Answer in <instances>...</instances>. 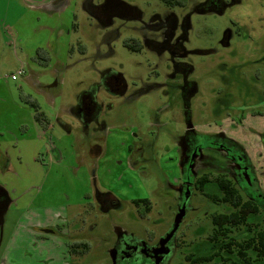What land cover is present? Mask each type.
Segmentation results:
<instances>
[{"label":"rangeland","instance_id":"1","mask_svg":"<svg viewBox=\"0 0 264 264\" xmlns=\"http://www.w3.org/2000/svg\"><path fill=\"white\" fill-rule=\"evenodd\" d=\"M53 1L0 0V152L11 163L10 172L0 174V184L15 199L5 215L1 251L7 254L4 264H111L105 250L116 226L143 240L153 231L155 242L171 227L175 195L164 191L163 175L177 173V140L187 134L186 120L197 137L223 134L258 168L264 167V77L255 76L264 66L258 52L264 47V0H212L210 5L187 0L185 7L173 9L159 0H124L142 19L117 17L110 25L86 9L87 2L97 7L104 0ZM170 12H194L186 46L209 52L184 57L193 93L180 86L179 77L171 79L174 68L168 54L148 49L138 53L124 46L128 39L144 43L146 37L155 38L145 24ZM227 33L228 46L223 47ZM21 69L25 74L19 77ZM109 71L123 75L128 91L125 97L110 98L98 90L104 104L100 122L107 132L103 155L93 165L87 153L93 133L85 136L74 111L81 93L96 87ZM140 140L145 158L153 160L132 170L127 145ZM204 154L210 161L220 158L212 148ZM95 167L96 186L112 193L118 206L88 204ZM25 189L30 192L24 194ZM205 190L220 194L214 183ZM21 194L35 199L28 210L20 209L27 198ZM194 194L169 264H183L190 254L208 256L219 248L208 241L214 230L210 215L231 208ZM149 196L153 209L142 219L144 208L132 201ZM38 222L68 224L71 240L87 242L88 253L69 255L54 236L50 241L39 234L27 238V227L34 232ZM247 223L264 229V212L250 215ZM248 234L241 230L239 239Z\"/></svg>","mask_w":264,"mask_h":264},{"label":"flooded vegetation","instance_id":"2","mask_svg":"<svg viewBox=\"0 0 264 264\" xmlns=\"http://www.w3.org/2000/svg\"><path fill=\"white\" fill-rule=\"evenodd\" d=\"M64 1L65 0H54V2L57 4H63ZM159 1L167 8L171 7V9L177 6L185 7V4L187 5L188 3L187 0ZM209 1L212 0H200V2H197L196 4L210 5L211 3ZM44 6L46 7V5ZM86 9L89 13L95 15L103 25H110L112 23V18L117 17L126 19L130 22L140 21L142 19L140 11L133 6H130L124 0H104L103 4L97 7H94L92 1H89L86 4ZM193 13L194 12H191L189 15H185L184 13L178 14L170 12L163 18L159 17L158 15L154 16L150 19L149 24H147L149 21L145 24V27L150 32L156 34L155 38L150 39L146 37L144 43H142L139 38L126 40L135 47V51L131 50L133 52L139 53L143 49H148L150 51L159 53L160 55L168 54V62L174 68V74L172 75L171 79H175L176 76L179 77L181 82L180 86H183V89H186L187 87L189 93L195 92L196 88H193L194 86L191 89L189 88V71L184 67V65L187 66L184 62V57L188 53H203L200 50L188 49L186 46L188 41V32L191 29L190 21ZM139 34L141 33L139 32ZM229 35L230 33H227L226 37L224 38L223 47L228 46ZM125 42L124 46L126 47ZM263 48L264 47L262 45L258 52L262 53V58L259 59V61L264 64ZM214 52V50L210 51V53ZM207 53L209 52H204L203 54ZM155 74L158 76V73L155 72ZM255 76L258 79L264 77V66L263 69L258 68ZM101 89L105 91V93L110 98L125 97L128 91L127 83L123 75L109 71L104 74L96 87H91L90 89L81 93L77 104V110L74 111V115L82 122V129L85 136H89L91 132L93 133L92 138L94 137V142H89L87 145V153L93 165L103 155V144L107 132V126L105 124L102 125L100 122V116L104 104L99 101L97 93L98 90L100 91ZM106 107L107 109H111L110 104H108ZM186 126L187 134L178 138L177 140V149L179 154L177 173H173L172 176L166 175V173L163 175L164 191L175 195L174 204L177 211L171 223V227L164 235L161 236L159 241L155 242L157 239V234L153 231H148L147 240H143L137 238L129 231L116 226L113 231V239L111 243H109L110 245L107 250H105L111 264H169L172 257L171 255L177 246L174 243V239L186 216L187 209L190 205L191 199L195 195V192L201 193L204 199L212 204L217 206L228 205L231 208L230 212L218 211L212 213L210 215L211 223L214 218H217L221 215H229L233 212L246 210L248 208V203H252L253 205L257 206L259 210L258 213L261 211L264 212V167L261 166L258 168V166L247 154L237 148L234 144L226 141L223 134H220L215 138H212V136H215L212 135L207 137L205 136L203 137L204 139H201L193 132V126L189 120H186ZM203 142H206L207 144L204 145ZM144 146L145 145L143 144L142 140L137 141V143L127 145V152L130 157L129 167H131L129 169L134 170L135 167L141 166L143 162L153 160V158H145L146 151ZM205 148L214 149L219 153L218 155L220 158H215V160L210 161L205 157ZM203 159H207L209 162L202 163L201 160ZM0 162V171H2L0 174L9 173L11 170V163L9 157L4 152H0ZM257 162L260 163V161ZM4 163L6 164V167L3 169ZM198 170L200 171L198 172ZM96 171L97 167L91 170L94 190L91 196H87L88 204L94 205L95 203H104L113 206V208L118 206L119 200L112 193H104L96 186ZM209 183H214L217 185L220 192L219 195L206 192L205 187ZM219 183H226L227 186L223 185L224 187L221 189L219 187ZM29 192V190H24V194H28ZM230 192L235 194V202L240 203L237 208H234L229 203H224L226 198L231 200ZM24 194L18 196H27L24 202H20L22 204L20 209L28 210L32 202L34 203L35 199H33V195L30 196ZM152 199L153 197L149 196L141 199H134L132 201V204L135 207L139 208L142 206L144 208V212H139L140 218H148V215L153 209ZM12 202H15V199L12 197V193L7 191L6 188L0 184V264L7 262L6 251H1L2 246L4 245L2 232H4L3 229L5 215L9 211ZM98 209H101V207H98ZM181 212H183L184 215L181 219L178 229L170 238L168 243L163 247L161 242L171 234L175 226L176 218ZM244 225L247 227L250 226L252 230H264L261 229L259 225L253 226L248 224L247 221ZM67 226L68 224H64L63 226L62 224L50 222L46 224L38 222L34 225V232L30 231L29 227H27L25 234L27 238H36L37 234H39L43 237V241H50L52 236H54L64 243L69 255H83L88 253L89 244L83 241L71 240L70 233L67 231ZM245 226H241V229L236 231L234 235L236 238H239V232L241 230H244L245 235L249 233L248 228ZM97 239L105 241L101 238ZM208 241L210 243L217 244L219 247L218 250L214 252L220 254V257L216 259H221L222 257H235L232 255L235 253L223 252L221 250L220 243L210 240L209 237ZM188 256L195 257L193 254L185 256L183 264H186V258ZM243 262L242 264H245Z\"/></svg>","mask_w":264,"mask_h":264},{"label":"trees","instance_id":"3","mask_svg":"<svg viewBox=\"0 0 264 264\" xmlns=\"http://www.w3.org/2000/svg\"><path fill=\"white\" fill-rule=\"evenodd\" d=\"M125 45L130 50H136L128 41L125 42ZM37 118L39 119L38 116ZM219 184L221 189H223V185L227 186L226 183ZM230 195L231 200L226 198L224 203H229L234 208H237L240 203L235 202L234 193ZM258 211L257 206L248 203L246 210L233 212L229 215H221L212 220L214 230L209 239L220 243L223 252L235 253L236 255L232 254L235 257L216 259L220 257L219 253L204 257L188 256L186 264H242L243 261L245 264H264V230H252L250 226H246L250 233L247 238L239 240V238L234 236L236 231L241 229V226H245L244 224H246L248 217L258 213Z\"/></svg>","mask_w":264,"mask_h":264},{"label":"water","instance_id":"4","mask_svg":"<svg viewBox=\"0 0 264 264\" xmlns=\"http://www.w3.org/2000/svg\"><path fill=\"white\" fill-rule=\"evenodd\" d=\"M183 215H184V213L181 212L180 215H178V217L176 218L175 226H174L173 231L171 232V234H170L165 240H163V241L161 242V245H162L163 247L168 243V241L170 240V238L173 236V234H174V233L176 232V230L178 229V226H179V224H180V222H181V219H182Z\"/></svg>","mask_w":264,"mask_h":264},{"label":"built area","instance_id":"5","mask_svg":"<svg viewBox=\"0 0 264 264\" xmlns=\"http://www.w3.org/2000/svg\"><path fill=\"white\" fill-rule=\"evenodd\" d=\"M16 74H17V76L21 77L25 74V71L23 69H21V70L17 71Z\"/></svg>","mask_w":264,"mask_h":264},{"label":"crops","instance_id":"6","mask_svg":"<svg viewBox=\"0 0 264 264\" xmlns=\"http://www.w3.org/2000/svg\"><path fill=\"white\" fill-rule=\"evenodd\" d=\"M52 3H54V1L52 2ZM50 7V6H49ZM8 155V154H7Z\"/></svg>","mask_w":264,"mask_h":264}]
</instances>
